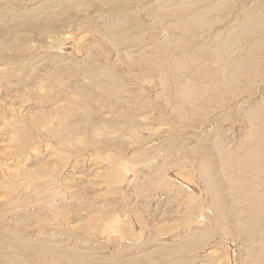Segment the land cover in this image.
I'll return each instance as SVG.
<instances>
[{"label": "bare ground", "instance_id": "bare-ground-1", "mask_svg": "<svg viewBox=\"0 0 264 264\" xmlns=\"http://www.w3.org/2000/svg\"><path fill=\"white\" fill-rule=\"evenodd\" d=\"M239 1L0 0V264H264V0Z\"/></svg>", "mask_w": 264, "mask_h": 264}, {"label": "rangeland", "instance_id": "rangeland-1", "mask_svg": "<svg viewBox=\"0 0 264 264\" xmlns=\"http://www.w3.org/2000/svg\"><path fill=\"white\" fill-rule=\"evenodd\" d=\"M237 2H240L239 0H237ZM237 2H235V4L233 5L234 7H236L237 8V6L236 5H238V3ZM66 9H61V8H56L55 9V11H54V13H57V14H60L61 12H64ZM68 13H70V9L67 11ZM224 13H226V11L224 12ZM220 15H221V13H219ZM62 17H63V14H62ZM218 25H220V24H218ZM140 30H145V31H147L148 29H147V27H145L144 29L142 28V29H140ZM257 76V75H256ZM262 77V78H261ZM263 79H264V75L262 74L261 76L259 75V76H257L256 77V80H258L257 81V83L254 85L253 84V86H252V88H251V90L249 91V92H247V93H243L242 94V100H244L245 101V99H247V98H251V97H253L256 93H257V87H261L260 85L263 83ZM260 81V82H259ZM251 92H253L252 94H251ZM248 93H249V96H248ZM247 96H246V95ZM243 95H245L246 96V98H245V96L243 97ZM233 98H231V100H227V101H225L224 102V106H226V107H229V109L231 108V105H232V103H233ZM248 100V99H247ZM246 100V101H247ZM232 102V103H231ZM233 110V109H232ZM230 113H231V111H230ZM237 115H236V114ZM235 113L233 114L235 117H239V119H240V117H241V115H240V112H236L235 111ZM232 115V116H233ZM232 118V117H231ZM161 120V119H160ZM233 121V120H232ZM231 121V122H232ZM161 124H164V125H160V123ZM157 124H151V123H148L149 125L148 126H151L150 127V129L149 130H147V131H149V133L146 135L147 137H145L144 139H148V138H152V137H154L155 135H158L157 133L159 132V133H161V132H163V131H166V130H169L173 125L171 124V121H169V122H167L166 123V121H164V120H161V121H159ZM230 122V123H231ZM229 123V122H228ZM151 124V125H150ZM160 125V126H159ZM172 125V126H171ZM153 126V127H152ZM164 126V128L162 129V127ZM165 126L167 127V128H165ZM169 126H171V127H169ZM161 127V128H160ZM152 129V130H151ZM158 132H157V131ZM151 131V132H150ZM155 131V132H154ZM151 135V136H150ZM148 136H150V137H148ZM156 137V136H155ZM187 142V141H186ZM183 144H185V143H183ZM162 152V153H161ZM160 153H158V156H157V158L156 159H154L153 161H149V162H146V163H144V166L146 167V169L147 170H149L150 172H151V170L149 169L150 168V166L151 165H154L155 163H158L159 161H162V162H164V159L166 158V154H165V152H166V149H164V151H161ZM161 154H163V155H161ZM163 157V158H162ZM159 158V159H158ZM161 158V159H160ZM152 162V163H151ZM149 165H148V164ZM151 164V165H150ZM149 166V167H148ZM148 184H150V183H148ZM151 186V188L150 187H146L147 189L149 188V190H148V192H149V196H151L152 194H153V192H154V194L149 198L148 197V192H146V193H144L143 191H145V189L144 188H142L141 190L139 189V191H138V193H139V195L138 196H144V195H147V200H146V198H144V201H147L146 202V205H144L143 204V206L145 207V210H143L144 209V207H143V211H141V212H143L144 213V215L146 214V215H150L151 213L152 214H155V208H153V207H151V206H155V202L156 201H159L160 199L162 200L161 202H163V199H166V201L167 200H169V199H167V197H166V195L169 193L168 191L167 192H164L165 194H163L162 195V192L165 190L166 191V189H164V190H160V191H156V189H157V187H154V185H152V184H150ZM154 187V188H153ZM159 188V187H158ZM162 191V192H161ZM150 192H152V193H150ZM161 193V195H160V193ZM165 195V196H164ZM160 196H162L161 198H160ZM163 197H165V198H163ZM169 198V197H168ZM148 199H150V200H148ZM156 199H158V200H156ZM153 201V202H152ZM171 201V200H170ZM149 202H152V204H150ZM148 204V205H147ZM150 204V205H149ZM158 205H159V203H157ZM167 206H165V208H162V210H164L163 211V214H164V217H161V215H162V210H161V212L159 211H157V213H160V215L159 214H156V216H155V218H153V219H159L160 221L161 220H163V219H167V222H171L170 220H169V214H168V212H169V209H170V206L172 205V204H166ZM146 206H147V208H146ZM167 207H168V209H167ZM185 207H187L186 206V204L184 205V208ZM153 208V209H152ZM155 209V210H154ZM148 212V213H146V212ZM152 211H154V213L152 212ZM184 212H186L185 210H184ZM151 214V215H152ZM183 216V215H182ZM205 216H206V214H205ZM200 222H202L203 223V220H205V219H201V218H197ZM164 222H166V220H164ZM202 223H196V224H193V225H199V224H202ZM207 223V219H206V222H205V224ZM83 252V254H85V251H82ZM81 251H80V253H82ZM142 264V263H141Z\"/></svg>", "mask_w": 264, "mask_h": 264}]
</instances>
